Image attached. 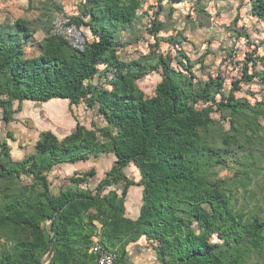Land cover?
<instances>
[{"label": "trees", "instance_id": "obj_1", "mask_svg": "<svg viewBox=\"0 0 264 264\" xmlns=\"http://www.w3.org/2000/svg\"><path fill=\"white\" fill-rule=\"evenodd\" d=\"M248 1L251 14L264 22V0ZM92 5L94 21L99 20L98 11L108 22L128 27L137 18L141 0H95ZM80 21L72 18L77 27ZM85 27L93 41H87L84 53L49 36L39 57L24 60L22 43L31 32L22 21L17 22L21 43L0 39V126L12 121L15 102L51 100H67L71 106L85 102L89 109L98 105L99 116L108 124L101 131V143L95 131L79 124L63 140L44 132L35 154L21 162L12 161L7 142H0V183L10 186L3 190L0 233L14 241L16 254L0 259V264H96L90 253L93 237L117 254L115 264H131L127 249L144 238L161 264H248L253 256L262 260L264 224L257 215L244 216L236 210L232 191L211 172L228 161H239L237 151L244 149L247 133L264 131L259 122L264 119V104L252 106L235 96L241 84L255 78L264 84V73L249 75L246 65L242 80L233 82L225 97L220 74L197 85L193 64L185 56L186 62L178 63L176 70L171 59L160 58L158 68L150 71L162 69L161 82L146 98L135 85L148 73L141 61L122 64L115 55L119 44L113 32L96 23ZM160 30L161 25L153 23V38ZM249 57L255 67L258 61ZM101 65L116 73L110 81L103 77L99 87L91 81ZM107 85L110 92L103 88ZM226 121L228 130L222 126ZM100 153L112 154L115 162L95 192L78 189V184H88L95 176L91 170L69 181L76 189L70 186L52 193L47 175L55 167L84 163ZM130 167L139 174V182L125 174ZM247 171L251 172L241 182L245 187L257 166L244 165L237 177ZM24 176L32 178L31 185L18 184ZM135 185L142 189V200L137 219L131 220L124 203ZM14 188H22L17 197ZM107 188L113 190L104 195ZM44 222L50 223L51 238L41 228Z\"/></svg>", "mask_w": 264, "mask_h": 264}, {"label": "rangeland", "instance_id": "obj_2", "mask_svg": "<svg viewBox=\"0 0 264 264\" xmlns=\"http://www.w3.org/2000/svg\"><path fill=\"white\" fill-rule=\"evenodd\" d=\"M93 1L95 0H0V39L19 40L21 43L22 35L18 33L17 22L26 23L31 37L25 44L22 43L23 59L30 60L43 53L45 40L49 38V31L57 13L66 12L72 18H79V28L86 33L85 37H88L89 42L93 41V37L85 26L96 23L98 28L105 27L113 32L114 40L119 44L115 53L118 61L126 65L141 61V66L148 73L135 81V85L146 98L154 95L155 87L161 82L162 69L154 71L160 64V58L167 62L171 59L170 66L176 70L178 63L186 62L183 58L185 56L193 64L191 71L197 85H204L210 80V76L215 78L220 74L224 82L221 94L225 97L230 94L232 83L242 80L246 65L249 75L254 72L258 75L264 73V22L258 21L251 14L248 0H141L137 18L128 27L108 22L105 15L98 11L99 20L94 21L92 15L96 11ZM153 23L161 25L159 34L154 38L150 33ZM251 55L258 61L255 67L248 61ZM150 68L154 70L150 71ZM99 72L100 76H95L92 84L102 87L101 83L98 84L101 74L105 73V78L108 74L100 70ZM240 86V91L235 94L237 100H244L252 106L264 104V84L258 78ZM103 88L109 92L112 90L108 85ZM198 107L202 108L201 103ZM14 110L18 112L16 121L9 126L7 124V127L2 122L0 126V142L6 141L11 146L10 157L12 155L11 158L15 161L17 157L14 151H21L25 158L35 154V144L44 132L50 131L59 140H63L74 130L76 124L73 118L78 119L87 130L95 131L100 143L103 142L101 131L108 128L107 122L98 114V105L89 109L85 102L78 107H72V117L66 108L56 104L34 105L25 102L18 105L15 102ZM259 122L264 128V119ZM227 123L228 121L222 125L224 130H228ZM7 133L11 137L8 138ZM243 143L244 149L237 151L239 161H228L223 167L213 169L211 174L217 180L226 182L227 188L232 191V198H236L237 203L232 202L236 210H240L244 216L255 214L264 224V131L247 133ZM114 162L112 154L100 153L91 156L84 163L60 165L62 169L55 167L48 173L47 180L52 193L57 195L59 190L68 189L70 186L69 189H76V184L69 181L86 176L93 170L95 176L90 179L88 177V184H78V189L95 192L96 186L106 178ZM246 164H255L257 171L252 172L251 183L245 187L241 182L251 171L245 172V176H237L242 174ZM125 174L135 183L139 182L140 176L132 167L125 169ZM20 182L18 184L21 186L31 185L32 178L24 176ZM8 187L10 188L9 185L0 183V206L4 200L3 190ZM136 188L139 187H130L128 192ZM20 189L22 188L13 189L15 192L12 193H16L14 197L19 195ZM111 190L113 189L107 188L104 195ZM117 194L120 197L122 191L118 190ZM138 195L142 197V189ZM128 197L130 194L127 193L125 208ZM134 218L133 220L137 219ZM95 225L100 227L97 222ZM41 228L46 238H51L50 223L44 222ZM7 237L9 236L0 233V259H11L16 255L13 252L15 243ZM92 240L94 245L96 240L99 241L94 237ZM127 254L131 264H161L145 238L139 244L130 246ZM261 258L262 260L253 256L248 264H264V256Z\"/></svg>", "mask_w": 264, "mask_h": 264}, {"label": "built area", "instance_id": "obj_3", "mask_svg": "<svg viewBox=\"0 0 264 264\" xmlns=\"http://www.w3.org/2000/svg\"><path fill=\"white\" fill-rule=\"evenodd\" d=\"M49 36L58 37L63 39L71 47L72 50L79 53H84L87 48V38L82 30L72 23V17L68 16L65 12L57 14L54 18ZM100 71H107L108 80H112L116 71L114 69L107 70V66H99ZM91 253L96 256V264H115L117 261V254L115 252L107 250L101 246L96 240Z\"/></svg>", "mask_w": 264, "mask_h": 264}, {"label": "crops", "instance_id": "obj_4", "mask_svg": "<svg viewBox=\"0 0 264 264\" xmlns=\"http://www.w3.org/2000/svg\"><path fill=\"white\" fill-rule=\"evenodd\" d=\"M66 13V12H65ZM57 14H59V13H57ZM57 14L55 15V17L57 16ZM54 17V18H55ZM259 21V20H258ZM262 22V21H261ZM82 30V29H81ZM87 30L89 31V33H90V30H89V28H87ZM82 32H83V30H82ZM84 33V32H83ZM84 35L86 36V33H84ZM88 38V37H87ZM102 75V77L100 78V82H104V79H103V74H101ZM100 76V75H99ZM93 81H91V83H92ZM96 82V81H95ZM26 102V101H25ZM25 102H23V103H21V104H18V105H23ZM29 103H32V104H34V105H36V104H38V105H41V104H39V103H34V102H29ZM83 103V102H82ZM45 104H56V105H58V106H63L64 108H66L68 111H69V113H70V115H71V117H72V112H71V109H72V107H78V106H71L70 105V103H69V101H67V100H51V101H49L48 103H44V104H42V105H45ZM18 114V112L16 111L15 113H14V115H13V118H12V121L10 122V123H8V126L9 125H11V124H13L16 120H15V116ZM74 119V121H75V127H74V130L68 135V136H70L74 131H75V129H76V127L78 126V124L80 125V126H82V127H84L80 122H78L77 120H76V118H73ZM6 127H7V125H6ZM67 137V136H66ZM65 138V137H64ZM36 145V144H35ZM8 147L10 148V153H11V146L8 144ZM35 148V147H34ZM14 153L16 154V161L13 159V158H11L12 159V161H14V162H21V161H23V160H25L26 158H25V155L23 156V154H21V151L19 152H15L14 151ZM25 154V153H24ZM31 156V155H30ZM11 157H12V155H11ZM28 158V157H27ZM69 165V164H68ZM72 166H73V164H72ZM57 168V167H56ZM58 168H60V169H62V166H58ZM55 169V168H54ZM53 169V170H54ZM52 170V171H53ZM51 171V172H52ZM132 191V192H131ZM130 192H128V195L130 194V197H128V203H127V205H126V210H127V213H126V216L129 218V219H131V220H133V218L135 217V218H137L138 217V215H139V210H140V207H141V200H142V197H141V195H138V193H141V188H136V189H133V190H131ZM134 195V196H133ZM134 202H136L134 205H133V203ZM135 211V212H133V211ZM130 217H132V218H130ZM134 218V219H135Z\"/></svg>", "mask_w": 264, "mask_h": 264}, {"label": "clouds", "instance_id": "obj_5", "mask_svg": "<svg viewBox=\"0 0 264 264\" xmlns=\"http://www.w3.org/2000/svg\"><path fill=\"white\" fill-rule=\"evenodd\" d=\"M251 7V6H250ZM251 9V8H250Z\"/></svg>", "mask_w": 264, "mask_h": 264}]
</instances>
